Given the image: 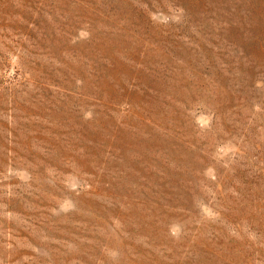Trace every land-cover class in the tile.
<instances>
[{
  "label": "rangeland",
  "instance_id": "1",
  "mask_svg": "<svg viewBox=\"0 0 264 264\" xmlns=\"http://www.w3.org/2000/svg\"><path fill=\"white\" fill-rule=\"evenodd\" d=\"M0 264H264V0H0Z\"/></svg>",
  "mask_w": 264,
  "mask_h": 264
}]
</instances>
